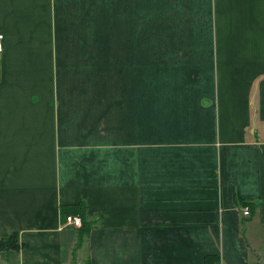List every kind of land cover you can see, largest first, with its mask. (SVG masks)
Returning <instances> with one entry per match:
<instances>
[{"label":"crops","instance_id":"obj_1","mask_svg":"<svg viewBox=\"0 0 264 264\" xmlns=\"http://www.w3.org/2000/svg\"><path fill=\"white\" fill-rule=\"evenodd\" d=\"M0 33V264H264V0H0Z\"/></svg>","mask_w":264,"mask_h":264},{"label":"trees","instance_id":"obj_2","mask_svg":"<svg viewBox=\"0 0 264 264\" xmlns=\"http://www.w3.org/2000/svg\"><path fill=\"white\" fill-rule=\"evenodd\" d=\"M245 203V202H244ZM70 208H72V211L74 213H77L76 215H79L82 220V224L79 228V240H78V246L82 243L83 237H85L88 232L91 229L92 222L86 219L85 217V206L82 202L75 203L73 205H69ZM70 211V210H69ZM67 211V212H69ZM65 216L67 215L66 213L64 214ZM18 245V239H17V234L12 233L8 237L5 238H0V250L1 249H9V248H16ZM206 260H210L209 257H207ZM211 261V260H210Z\"/></svg>","mask_w":264,"mask_h":264},{"label":"built area","instance_id":"obj_3","mask_svg":"<svg viewBox=\"0 0 264 264\" xmlns=\"http://www.w3.org/2000/svg\"><path fill=\"white\" fill-rule=\"evenodd\" d=\"M3 50V34L0 33V61H1V54ZM0 71H1V65H0ZM244 215H249L250 210L247 206L243 207V212ZM64 224L65 225H71L73 227H80L82 224L81 217L79 215L75 214H67L64 218ZM212 264H223L221 261H216Z\"/></svg>","mask_w":264,"mask_h":264},{"label":"rangeland","instance_id":"obj_4","mask_svg":"<svg viewBox=\"0 0 264 264\" xmlns=\"http://www.w3.org/2000/svg\"><path fill=\"white\" fill-rule=\"evenodd\" d=\"M82 256H83V255H81V261H80V262H76V260H77L78 258H77V259L75 258L73 264H84V259L82 258ZM79 259H80V257H79Z\"/></svg>","mask_w":264,"mask_h":264}]
</instances>
